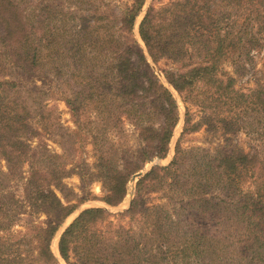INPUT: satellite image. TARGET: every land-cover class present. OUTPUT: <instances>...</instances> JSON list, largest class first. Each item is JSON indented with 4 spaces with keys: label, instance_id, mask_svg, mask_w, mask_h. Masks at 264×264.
<instances>
[{
    "label": "trees",
    "instance_id": "1",
    "mask_svg": "<svg viewBox=\"0 0 264 264\" xmlns=\"http://www.w3.org/2000/svg\"><path fill=\"white\" fill-rule=\"evenodd\" d=\"M19 1L0 0V43L12 49L16 57L14 65L25 71H29L24 67L25 62H31L34 67V64H46L47 60L44 84L50 80L57 83L56 88L66 87L64 92L68 96L64 100L74 116L92 117L93 113L97 116L98 120L90 121L96 123L97 130L87 123L90 128H79V134L70 137V147L65 149L75 153L69 157H77L84 183L86 176L100 178L106 191L102 199L107 204L116 206L124 200L132 174L156 157H167L180 118L177 98L156 74L151 62L158 66L162 60L173 64L171 68L160 69L186 107L184 131L173 159L166 166H154L141 177L131 207L117 215L129 219L127 226L111 227L112 223L106 222L112 214L103 207L85 209L60 237L59 252L63 260L67 264H148L145 261L155 257L148 251L147 243L153 240L148 236L158 233L162 221L161 205L142 208L143 197L150 191L172 187L174 192L189 199L183 207L191 208L192 202L209 206V187L224 186L237 194L245 178H253L257 181L255 191L244 193L242 202L224 205L221 217L216 214L209 217L211 223L217 222L216 226L224 228L228 238H234V232L241 234L239 245L224 252L209 249L205 253L201 245L205 234L198 232L192 236L182 214L177 220L169 217L167 225L171 230L176 227L183 238L180 251L173 254L178 264L193 261L204 264L203 254L213 257L211 264H228L220 259L230 249L236 255L232 262L264 263V161L257 153L236 150L218 151L217 159L210 160L208 155L196 157L181 144L185 134L200 126L192 124L189 104H197L203 110L227 107L234 121L239 112L236 110H245L247 104L264 111V86L258 83L249 93L240 91L234 77L226 75L228 72L221 66L229 53L257 44L248 31L249 18L241 24L240 32L231 36L230 23L223 32L219 15L212 8L221 0H181L158 9L154 4L157 0H153L139 26L143 46L134 29L146 0H128L125 6L104 0H65L67 5L42 2L43 18L36 23L26 21ZM197 56L202 60L193 62ZM11 85L14 83L4 77L0 80V159L6 160L7 168H0V232L4 233L0 234V264H61L51 243L77 206L63 203L55 189L64 191V179L72 169L66 167L64 155L47 149L34 150L33 158L38 162L23 169V158L29 156L32 146L30 142L43 137L37 123L44 121V114L34 113L32 117L26 100L12 91ZM37 89L41 91L40 86H34L33 90ZM124 117L138 127L139 142L135 149L121 148L119 154V139L111 138L110 130L118 127L115 134L122 136L120 124ZM154 119L160 120L159 125H155ZM76 121L82 124L79 119ZM42 128L47 129L46 122ZM89 138L93 140L97 159L92 166L83 156L91 142ZM49 160L50 165L46 162ZM12 178L25 180L21 186L22 201L7 188ZM20 202L25 210L26 206L30 208L31 214L48 215L45 222L30 221L28 232L14 235L9 230L23 210ZM25 210L22 213L27 215ZM206 218L202 215L201 222ZM152 264H160V260Z\"/></svg>",
    "mask_w": 264,
    "mask_h": 264
},
{
    "label": "rangeland",
    "instance_id": "2",
    "mask_svg": "<svg viewBox=\"0 0 264 264\" xmlns=\"http://www.w3.org/2000/svg\"><path fill=\"white\" fill-rule=\"evenodd\" d=\"M127 1L128 0H104V3L111 2L113 4L118 3L125 6ZM176 1L181 0H157L155 2L153 0H146L142 12L136 20L134 29L136 37L140 40L143 46L144 44L139 34V26L151 4L154 2L158 9L168 6ZM19 2L21 9H23V15L27 16L26 21L28 23H36L43 18L41 9L44 4L42 2H44L45 5L66 3L65 0H20ZM65 5H67V3ZM212 8L215 9L219 15L223 32L228 29L230 23L231 27L228 30H232V33H230L231 36H236L242 28L241 24L248 17V31L250 36L257 39V44L252 46V48L249 47L248 49L243 48L242 50H235L226 55L221 63L223 70L228 72L225 74L233 76L236 80V88L246 93H249L250 90L256 89L258 83L262 84L261 86H264V0L263 2L257 0H221ZM234 23L235 25L233 26ZM37 28L40 32V24ZM22 34L24 35L25 32ZM22 39L23 37L20 35L19 40L22 41ZM9 45L14 48L13 43H10ZM44 52H46V50H44ZM201 60L202 58L197 56L194 58L193 62H200ZM13 61H16V57L12 52V49H6V46L0 43V63L2 66L0 69L2 75L0 76V80L4 77L14 83L10 88L12 91H17L19 97L26 100V103L29 105L32 112V117H34V113L44 114V121L42 123H37L43 132V137L41 139H33V141L30 142L32 146L29 148V156L23 158V169L27 170L30 163L38 162L37 159L33 158V155L36 152L34 150L45 152V149L56 155H64L63 158L66 160V167L72 169V173L64 179V191L62 192L55 189V192L57 196L61 198L63 203L76 204L77 207L65 220L51 243V249L59 258L60 263L67 264L59 252L60 237L63 231L85 209L91 207H103L112 214L106 222H111V227L116 228L121 224L127 226L129 219H127L126 216L122 217L117 215L125 212L131 207L136 196V186L139 179L154 166H166L173 159L177 143L184 131L186 107L177 91H175V89L164 79V74L160 69V67L171 68L173 64L162 60L158 66L150 60L156 74H158L161 80L171 88L177 98L180 118L174 129L167 157L163 159L156 157L145 164L141 170L136 172L145 171L143 176L139 177L136 181L132 180L133 175L136 173L132 174L127 184V194L124 200L118 205L112 206L102 199V197L105 196L106 191L103 188L100 178L86 176V182L84 183L83 178L81 177V166L76 164L77 157H69V154L75 156V153H71L68 150L66 152V149L70 147V137L77 136L79 134V128H90L87 123L90 124L91 120H98L97 116L95 117L94 113L92 117L89 116V114H77V116H74L70 107L64 100V97L68 96V92L66 94L64 92L66 87L62 86L61 88H56L57 83H52L50 80L44 84V77L46 76L43 72L46 69L47 60L45 62L46 64H34V67L31 62H25L24 67L29 69V71H25L24 68L20 69L16 67ZM34 86H40L42 92L39 89L33 90ZM1 89L2 87H0V90ZM189 107L192 113V124H199L200 126L196 131L187 133L183 136L181 144L185 150L190 151L193 155L196 154V157L208 155V159L210 160L217 159L218 151L224 150L227 152L236 150L238 152L243 151L249 154L257 153L259 158L264 161V111H257L252 103L247 104L244 106L245 110H236L239 112H237L234 121L231 118L232 113L228 111L227 107L220 106L209 110H203V108L197 104H189ZM42 111H45V113H42ZM38 118H40V116H38L37 119ZM76 119H79L82 124L76 121ZM123 120L124 121L120 124L123 129L122 136L120 134H115L119 131L118 127L111 128L110 130L112 131L111 138L115 137L116 139H119L117 143V146L121 150L118 151L119 154L122 152L121 148L135 149L139 142L138 127L133 121L126 119V117H124ZM45 122L47 129L44 131L42 127ZM159 122V119H154L156 126L159 125ZM57 124H59L60 127H58ZM91 124H93L96 129V123ZM88 141L91 142L86 145L83 156L87 159L89 165L92 166L97 159L93 149V140L89 138ZM45 159L46 158L44 157V160ZM55 159L60 162L62 161V158ZM46 162L48 165L51 163L50 160ZM0 168L2 170L7 169L6 160L4 158L0 159ZM185 168L188 167H184V169ZM91 171L96 172V169L91 167ZM84 172H86V170H84ZM245 180L246 182L242 183L240 190H237V194H232L224 186H215L212 184L213 187H209L208 189L209 206H206L203 203L192 202L190 204L191 208L183 207L187 201L190 202L189 199L184 195L174 192L172 187L150 191L147 196L143 197L144 204H142V208H151L155 205H161L162 207L159 213L162 221L158 227V233L152 232L148 236V239L153 238V240H150L149 243H147L148 251H152L155 257L152 258L153 260L151 259L150 261L145 262L152 264V261L158 262L160 260V264H178V262H175V256L173 257V254L176 255V253L180 251L183 246V238L176 227L173 230L169 228L167 220L169 217L177 220L179 214L186 217V229L190 231L192 236L198 232L205 234V237L201 241L202 248L206 250L205 253H208L209 249L217 252H224L229 247L231 248L237 246V244L239 245L240 242H242L241 234L234 232L233 234L236 236L234 238H228L225 234L226 231L224 228L216 226L215 224H217V222L211 223V218L209 217H211L210 215L215 214L220 216L221 209L224 205L227 203L231 204L235 201L242 202V195L244 193L255 191L257 188V181L253 178H245ZM24 181L25 180L22 181L20 178H12L7 183V188L19 201L23 200L21 197V186ZM170 182H172L171 179L169 180V183ZM19 205L23 210H20L21 215L14 218L15 222L9 230L14 235H18L20 232H28L30 221L32 220L36 222L46 221L48 214L45 212H34L31 214L28 206H26L25 210V207H22L24 205L23 203L20 202ZM24 210L27 215L22 213ZM156 215L157 214H155V216ZM202 215L208 216V218L203 219L204 224L201 222ZM189 222H191L190 225ZM5 233L7 234L9 232L5 231ZM0 234L4 233L0 232ZM218 236L221 237L215 239ZM233 253L234 251L232 249L228 250L220 260H227L228 264H242L240 261L232 262L233 259H236V255ZM201 259H206L204 264H211V259H213V257H208L207 254H203ZM194 263L195 261L192 262V264ZM188 264H190V262ZM260 264L264 263L261 262Z\"/></svg>",
    "mask_w": 264,
    "mask_h": 264
},
{
    "label": "water",
    "instance_id": "3",
    "mask_svg": "<svg viewBox=\"0 0 264 264\" xmlns=\"http://www.w3.org/2000/svg\"><path fill=\"white\" fill-rule=\"evenodd\" d=\"M144 173H145V171H140V172L134 174L133 177H132V180L136 181L139 177L143 176Z\"/></svg>",
    "mask_w": 264,
    "mask_h": 264
}]
</instances>
